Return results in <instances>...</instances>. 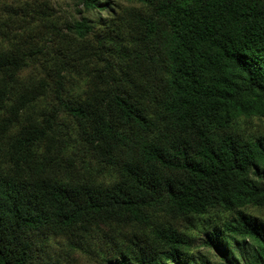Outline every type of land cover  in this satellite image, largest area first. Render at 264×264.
<instances>
[{
    "label": "trees",
    "instance_id": "trees-1",
    "mask_svg": "<svg viewBox=\"0 0 264 264\" xmlns=\"http://www.w3.org/2000/svg\"><path fill=\"white\" fill-rule=\"evenodd\" d=\"M78 1L0 0V264H264V0Z\"/></svg>",
    "mask_w": 264,
    "mask_h": 264
},
{
    "label": "rangeland",
    "instance_id": "rangeland-1",
    "mask_svg": "<svg viewBox=\"0 0 264 264\" xmlns=\"http://www.w3.org/2000/svg\"><path fill=\"white\" fill-rule=\"evenodd\" d=\"M52 3L55 5L57 10L63 14L70 15L71 17L78 18L77 12L81 9V4L78 0H51ZM124 1V0H120ZM250 130L264 135V119L254 118L250 122ZM254 216H257L261 220L264 221V208H250L248 210ZM211 228L208 225L202 226L201 223H198L196 227L191 228L190 233L191 235L196 238L195 249L193 251L194 258L197 264L200 263L202 259L208 260L211 264H224L222 260L216 255V253L208 248L204 243L207 240L208 233L210 232ZM237 243H232L230 245V249H236ZM248 251L250 248L247 249ZM235 256L241 258L240 250L236 251ZM241 260V264H244L245 257ZM82 264H91V262H87V260H83Z\"/></svg>",
    "mask_w": 264,
    "mask_h": 264
}]
</instances>
